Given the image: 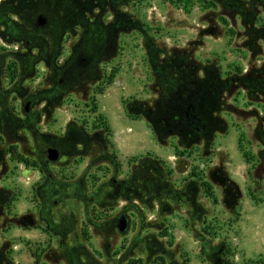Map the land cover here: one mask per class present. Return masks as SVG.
I'll use <instances>...</instances> for the list:
<instances>
[{"label":"rangeland","instance_id":"rangeland-1","mask_svg":"<svg viewBox=\"0 0 264 264\" xmlns=\"http://www.w3.org/2000/svg\"><path fill=\"white\" fill-rule=\"evenodd\" d=\"M61 2L80 9L76 31L30 42L26 9L44 0H0V264H264V106L240 90L220 112L227 130L210 152L180 155L174 139L159 144L146 118L122 109L151 96L153 62L184 51L223 74L251 72L264 60L262 42L246 37L253 15L226 23L205 0ZM83 44L84 68L66 78L55 68L69 67ZM39 138L60 152L48 162L54 231L27 219L43 181L34 168ZM155 157L165 163L158 173L148 166ZM223 244L226 253L215 255Z\"/></svg>","mask_w":264,"mask_h":264},{"label":"trees","instance_id":"trees-1","mask_svg":"<svg viewBox=\"0 0 264 264\" xmlns=\"http://www.w3.org/2000/svg\"><path fill=\"white\" fill-rule=\"evenodd\" d=\"M205 1L212 7H220L218 14L226 23H229L228 18L233 19L236 15L244 19L253 15L252 21L244 22L246 37L261 41L264 45V22L257 25L260 10H264V0ZM72 9L73 12L80 11L78 7L76 10L74 7ZM26 20L30 29L27 33L30 42L38 41L40 28L31 23L32 18L27 17ZM38 45L36 47L39 48L40 44ZM74 54L76 56L72 58L70 66L62 72L69 79L84 68L86 55L89 53L83 44L76 48ZM154 54L153 49L151 56ZM252 54H256V51L252 50ZM153 63L152 81L148 85L151 96L130 104L123 101V109L134 118H146L159 144L165 145L170 142V138L174 139L173 147L177 155L196 146L201 148L203 154L210 152L216 133L227 130L226 120L220 112L231 111L235 96L240 90H244L250 102H260L264 106V60L251 72L243 73L236 66L226 74H223L216 61L196 60L189 51H184L182 57L169 56ZM136 104L139 105L138 109L134 108ZM101 123L107 134H111L109 123L105 119ZM262 128L261 125L258 126L260 132ZM147 160L150 169L157 173V165L165 166L164 161L157 157ZM225 248V244L221 245L215 255L225 254ZM214 264L224 263L220 257H216Z\"/></svg>","mask_w":264,"mask_h":264},{"label":"flooded vegetation","instance_id":"flooded-vegetation-1","mask_svg":"<svg viewBox=\"0 0 264 264\" xmlns=\"http://www.w3.org/2000/svg\"><path fill=\"white\" fill-rule=\"evenodd\" d=\"M107 1L108 0H94V3H97L99 6L102 2L103 6H107ZM72 8L73 7H70L69 5L65 6L61 0H44V3L40 4L38 7L31 5L27 7L26 10L30 11L29 17L32 18L31 23H34L35 26H38L37 17L42 15L44 18V23L43 25L38 26L41 30V33H45L49 38H55V42H61L63 37H65L62 35L63 32H65L68 28H71L72 31H76L78 26V15L77 12L72 11ZM63 27H65L64 30ZM50 28L53 30H50ZM53 32L54 34L50 35ZM55 69L63 72V68L61 66H58ZM39 145V160L34 168L43 175V181H39L36 185H34V194L38 202L35 203L34 213H27V219L29 223H33L35 228L38 226L41 227L42 223H44V228L54 231L47 217L46 202L48 192L52 191L53 189L52 185H49V182L52 181V175L48 172V160L46 156V150L49 146H46L41 138H39Z\"/></svg>","mask_w":264,"mask_h":264},{"label":"water","instance_id":"water-1","mask_svg":"<svg viewBox=\"0 0 264 264\" xmlns=\"http://www.w3.org/2000/svg\"><path fill=\"white\" fill-rule=\"evenodd\" d=\"M44 23V18L42 15H39L37 17V25L41 26ZM30 109V102H26L24 105V111L26 113L29 112ZM46 156L48 162H54L57 161L60 158V152L55 146H49L46 150ZM117 227L119 231L124 232L128 228V219L125 215H120L118 218ZM86 264H93V262H88Z\"/></svg>","mask_w":264,"mask_h":264},{"label":"crops","instance_id":"crops-1","mask_svg":"<svg viewBox=\"0 0 264 264\" xmlns=\"http://www.w3.org/2000/svg\"><path fill=\"white\" fill-rule=\"evenodd\" d=\"M99 110H100V104H99ZM123 109V108H122ZM123 111H124V109H123ZM126 115V114H125ZM111 128V127H110ZM131 129V127H128L127 128V130H130ZM170 165H175L176 163H177V159H176V157L173 155V154H170L169 155V158L168 159H165Z\"/></svg>","mask_w":264,"mask_h":264},{"label":"built area","instance_id":"built-area-1","mask_svg":"<svg viewBox=\"0 0 264 264\" xmlns=\"http://www.w3.org/2000/svg\"><path fill=\"white\" fill-rule=\"evenodd\" d=\"M117 84H119V83L117 82ZM177 168H178L179 170H182V169L185 168V164H184L182 161H180V162L177 164Z\"/></svg>","mask_w":264,"mask_h":264}]
</instances>
